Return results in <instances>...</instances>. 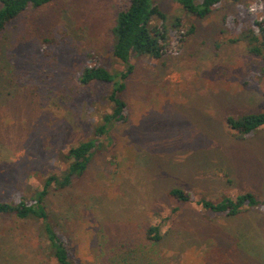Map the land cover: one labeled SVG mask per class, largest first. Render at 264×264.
Returning <instances> with one entry per match:
<instances>
[{
    "label": "rangeland",
    "instance_id": "obj_1",
    "mask_svg": "<svg viewBox=\"0 0 264 264\" xmlns=\"http://www.w3.org/2000/svg\"><path fill=\"white\" fill-rule=\"evenodd\" d=\"M122 1L52 0L0 35V201L32 197L64 172L69 147L95 139L85 173L44 199L76 264H264L263 212L203 216L167 197L181 188L194 199L250 192L264 201V128L241 138L226 124L264 111V63L241 38L264 20V0H226L203 18L160 0L172 50L131 56L128 120L96 138L112 85L80 77L91 54L123 70L112 55ZM174 207L160 240L147 241L148 226ZM37 232L31 220L1 217L0 264H53Z\"/></svg>",
    "mask_w": 264,
    "mask_h": 264
},
{
    "label": "trees",
    "instance_id": "obj_2",
    "mask_svg": "<svg viewBox=\"0 0 264 264\" xmlns=\"http://www.w3.org/2000/svg\"><path fill=\"white\" fill-rule=\"evenodd\" d=\"M52 0H0V35L9 23L29 8L38 9ZM160 0H123L120 3L115 26L112 28L114 42L113 57L120 61L123 70L111 73L99 63L95 55H90L92 65L87 67L81 77L82 84L102 82L112 85L108 100L112 105L111 112L105 114L101 123L93 130L96 138L103 136L112 126L124 124L128 120L126 103L121 95L126 89V80L131 75L133 66L131 56H149L161 58L172 50L167 42L168 29L165 26L166 15L159 7ZM226 0H176L183 11L197 18H203L211 9ZM239 2L242 0H230ZM181 25L176 19L174 27ZM253 25V26H252ZM251 30L242 33V39L249 44L250 54L260 57L264 63L262 42L264 41V20L254 21L248 26ZM258 29L259 37L252 32ZM182 40V38L180 39ZM260 44V45H258ZM264 73V71H263ZM226 124L238 137L245 138L264 128V111L260 113L234 114L226 118ZM96 148V140L90 139L71 146L65 153L66 167L62 174H51L43 181L32 197L26 199L21 193H16L7 201H0V218L12 217L19 220H31L37 225V233L44 244L48 258L53 264H76L71 258V251L66 241L60 237L55 225L50 219L44 204L45 197L53 188H66L73 180L80 178L88 168ZM167 197L179 204L193 203L197 210L214 215L237 216L246 210H260L264 213V201L250 192H240L235 196H223L217 200L194 195L181 188L171 189ZM179 207L167 211L159 221L150 224L145 232V239L157 242L161 238L160 224L173 217ZM111 264H117L113 262Z\"/></svg>",
    "mask_w": 264,
    "mask_h": 264
}]
</instances>
